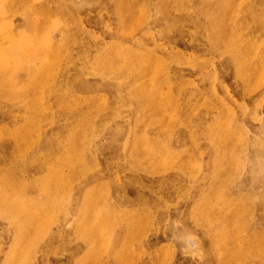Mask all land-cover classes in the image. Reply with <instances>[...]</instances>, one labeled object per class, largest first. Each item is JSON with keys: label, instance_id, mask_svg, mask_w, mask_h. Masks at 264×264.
<instances>
[{"label": "rangeland", "instance_id": "obj_1", "mask_svg": "<svg viewBox=\"0 0 264 264\" xmlns=\"http://www.w3.org/2000/svg\"><path fill=\"white\" fill-rule=\"evenodd\" d=\"M0 264H264V0H0Z\"/></svg>", "mask_w": 264, "mask_h": 264}, {"label": "bare ground", "instance_id": "obj_2", "mask_svg": "<svg viewBox=\"0 0 264 264\" xmlns=\"http://www.w3.org/2000/svg\"><path fill=\"white\" fill-rule=\"evenodd\" d=\"M141 3V2H140ZM145 3H147V2H145ZM144 5H146V4H144ZM61 8H63V7H61ZM70 10V9H69ZM166 11V10H165ZM58 15V14H57Z\"/></svg>", "mask_w": 264, "mask_h": 264}]
</instances>
